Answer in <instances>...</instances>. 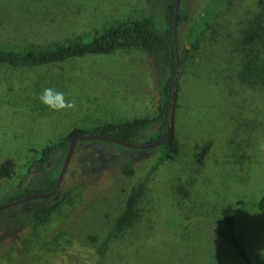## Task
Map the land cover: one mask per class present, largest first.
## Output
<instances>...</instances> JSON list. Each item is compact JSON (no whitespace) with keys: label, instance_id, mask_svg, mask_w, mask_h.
I'll use <instances>...</instances> for the list:
<instances>
[{"label":"rangeland","instance_id":"1","mask_svg":"<svg viewBox=\"0 0 264 264\" xmlns=\"http://www.w3.org/2000/svg\"><path fill=\"white\" fill-rule=\"evenodd\" d=\"M0 1L61 6L48 30L39 31L40 40L61 41L71 35L89 39L105 26L152 13L158 27L165 25V0ZM226 1L181 0L186 17L177 37L183 64L173 123L180 152L166 159L161 146L130 150L110 142H78L61 185V191H72L46 223L25 222L33 209L47 203L41 200L0 213V264H246L214 233L222 225L220 210L226 205L233 207L235 236L246 255L253 264H264V141L254 146L263 144L258 154H253L247 134L229 143L211 103L220 91L231 94L235 102L244 93L238 94L224 63L235 44L234 39H222L234 36L237 20L230 16L232 7L225 9L230 0ZM234 4L237 14L264 10V0ZM218 14L204 34L208 42L201 56L190 59L186 52L191 34L206 28ZM30 32V37L36 36ZM4 36L0 47L24 49L30 43ZM195 64L206 67L207 79H196ZM166 76L161 60L140 49L32 69L0 67V164L6 159L15 163L12 177L0 179V199L11 197L19 183L39 181L42 173L30 169L31 162L39 150L73 130L154 117ZM148 137L145 134L139 143L153 141ZM65 153L55 154L46 170L61 169ZM236 154L245 160L238 163ZM127 165L133 176L123 173ZM135 191L142 194L144 217H151L150 234L140 231L128 241L104 246ZM91 234L97 236L96 244L87 239ZM182 238L189 241L191 254L182 248Z\"/></svg>","mask_w":264,"mask_h":264},{"label":"trees","instance_id":"2","mask_svg":"<svg viewBox=\"0 0 264 264\" xmlns=\"http://www.w3.org/2000/svg\"><path fill=\"white\" fill-rule=\"evenodd\" d=\"M174 1L165 0L164 27H158L155 15L152 13L141 18L128 19L125 22L105 26L89 39L79 35H71L61 41L40 40L41 38L39 37V31L48 30L47 26L55 22L54 16L55 14L58 15V9H62L61 6L52 2L44 3L41 1L32 4L18 1H0V39L4 34L6 35L4 36L5 40H17L20 43H25L27 39L30 41L27 45L28 47L24 49L0 47V67L32 69L61 64L88 55H109L118 50L140 49L157 56L167 72V76L162 79L160 84L157 114L154 117L106 123L88 131L75 129L68 136L46 145L39 150L37 157L30 165V169L35 168L42 173L41 179L29 184L19 183L12 192V196L0 199V204L30 194L34 188L38 190L36 192L51 190L56 183L60 169L53 168L47 171L45 167L55 154L67 150L69 139L72 136L96 133L113 136L132 143L141 142V138L145 134L149 135V141L164 136L167 128V110L174 78V44L172 35ZM230 1L232 3H229ZM230 1H226L228 3L225 9L230 10L232 7L230 16L237 18L235 21L236 27L233 30L234 36L232 38L227 35L222 40L227 38V40L234 39L235 48L231 51L230 56L224 60V63L226 69L232 71L233 77L230 79L237 85L238 94L244 93L243 98L239 102H235L231 99V94H229V97L221 91L217 92L215 99L213 98L211 101L213 110L216 111L213 116L220 121L219 124L223 128V133L226 134V139L230 140L229 143L232 144L236 137H240V135L244 137L247 134L248 144L253 146V154H258L257 152H260L263 148L261 146L262 143L255 148L254 146L264 141V10L237 14L236 10H234L237 4H234V0ZM52 10L54 12L51 19L45 23ZM218 16L219 14L206 28L201 26L204 29L200 28L191 34L190 50L186 52L190 59L201 56L202 45L208 42L204 34L208 29L213 28ZM185 17L183 8L180 7L178 27L185 22ZM36 19L39 20L36 21ZM33 28L36 29L34 30ZM30 31H35L36 36L30 37ZM178 61L180 71L183 64L182 55H178ZM206 71V67L195 64L193 74L200 81L207 76L205 74ZM205 78L207 79V77ZM207 83L206 85L208 86ZM178 90L179 86L177 87V97ZM177 97L174 112L177 108ZM174 112L172 136L168 142L161 145L163 150L161 154L166 159H172L180 152V141L175 134L173 125ZM222 138L221 140L223 141ZM235 159L238 163L245 160L244 155L241 154H236ZM14 170V161L6 159L0 164V179L11 178ZM122 171L126 176L134 175V170L130 165L125 166ZM71 191V189L61 191L60 188L54 196L42 199L41 201L47 203L33 209L29 219L25 220V222L37 225L46 223L69 198ZM141 199L142 194H137L136 191L130 196L126 209L116 217L112 224V229L106 235L107 240L104 246L114 244L117 241H128L140 231L150 234L152 230L151 217H144L145 212L140 205ZM220 215L222 225L214 229L216 236L229 243L246 264H253L235 236L236 219L233 215V207L226 205L220 210ZM146 219L148 220L146 221ZM86 237L92 244H96L98 240L94 234ZM188 242V240L182 238L181 246L184 251L191 254L192 250L189 252Z\"/></svg>","mask_w":264,"mask_h":264},{"label":"water","instance_id":"3","mask_svg":"<svg viewBox=\"0 0 264 264\" xmlns=\"http://www.w3.org/2000/svg\"><path fill=\"white\" fill-rule=\"evenodd\" d=\"M180 4L181 0H175L174 1V11H173V17H172V35H173V44H174V78H173V85H172V92L169 99V105L167 110V128L166 132L163 137L153 140L151 142L146 143H132L128 142L113 136H108L104 134H94V133H84L80 135L72 136L69 139V145L65 153L64 160L62 162V166L59 172V175L57 177L56 183L54 187L47 191V192H37V193H31L26 194L25 196L19 197L17 199L8 201L6 203L0 204V213L14 208L16 206L36 201V200H42L46 198H50L54 196L61 188L62 182L64 180L69 162L72 158V155L74 153L76 144L80 140H95V141H103V142H110L114 143L120 146H123L128 149L133 150H149L152 148L159 147L166 142H168L172 136V122H173V112H174V105L177 97V87H178V78H179V61H178V17H179V11H180Z\"/></svg>","mask_w":264,"mask_h":264}]
</instances>
